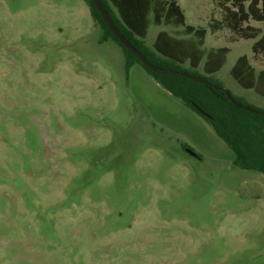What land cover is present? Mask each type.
Instances as JSON below:
<instances>
[{
  "label": "rangeland",
  "instance_id": "rangeland-1",
  "mask_svg": "<svg viewBox=\"0 0 264 264\" xmlns=\"http://www.w3.org/2000/svg\"><path fill=\"white\" fill-rule=\"evenodd\" d=\"M217 1L178 0L206 53L229 47L193 70L264 109L230 72L264 67L254 40L208 28ZM160 30L193 39L151 23L147 45ZM100 36L83 0H0V264H264V175Z\"/></svg>",
  "mask_w": 264,
  "mask_h": 264
},
{
  "label": "trees",
  "instance_id": "trees-1",
  "mask_svg": "<svg viewBox=\"0 0 264 264\" xmlns=\"http://www.w3.org/2000/svg\"><path fill=\"white\" fill-rule=\"evenodd\" d=\"M83 1L88 6L92 19L100 26L99 41L112 40L122 48L126 69L134 64L141 65L172 96L211 125L216 135L233 152L235 167L264 175V109L232 96L257 112L235 106L226 96L227 89L224 91L211 85L222 86L218 81L193 70L202 62V69L206 74L218 72L226 61L229 47L210 48L206 53L201 47L207 28L186 24L178 0H101L119 31L149 62L201 76L204 81L179 74L155 72L144 66L134 53L119 42L102 19L93 0ZM217 5L221 11L220 17L211 19L209 30L216 32L227 29L236 39L254 40L251 46L253 58L260 59L264 66V0H218ZM151 23L182 26L183 33L193 39L177 38L161 30L149 46L145 38ZM187 61L192 69L181 67ZM230 72L243 88L252 89L264 97V67L256 70L250 59L241 55Z\"/></svg>",
  "mask_w": 264,
  "mask_h": 264
},
{
  "label": "water",
  "instance_id": "water-1",
  "mask_svg": "<svg viewBox=\"0 0 264 264\" xmlns=\"http://www.w3.org/2000/svg\"><path fill=\"white\" fill-rule=\"evenodd\" d=\"M97 10L99 11L102 19L105 21V23L107 24L108 28L113 32V34L116 36V38L119 40V42L121 44H123L124 47H126L129 51H131L132 53H134L137 58L140 60V62L146 66L147 68L151 69L152 71L155 72H167V73H171V74H179L182 76H186L189 78H192L194 80L203 82L204 78L201 76H197V75H192L189 74L185 71H179V70H175V69H171V68H165V67H160L157 65L152 64L151 62H149L145 56L138 50L136 49L126 38L125 36L119 31V29L116 27V25L113 23L110 15L108 14V12L104 9L101 0H93ZM214 88H219L222 89L224 91H226V89L223 86L217 85V84H211ZM226 96L227 98L237 107L242 108V109H246V110H251V111H256L252 108H250L247 105H244L238 101H236L232 95L228 92H226ZM257 112V111H256Z\"/></svg>",
  "mask_w": 264,
  "mask_h": 264
},
{
  "label": "crops",
  "instance_id": "crops-1",
  "mask_svg": "<svg viewBox=\"0 0 264 264\" xmlns=\"http://www.w3.org/2000/svg\"><path fill=\"white\" fill-rule=\"evenodd\" d=\"M159 26H160V25H159ZM160 31H161V30H160ZM158 32H159V31H158ZM158 32H157V34H158ZM157 34H156V35H157ZM155 37H156V36H155ZM154 40H155V39H154ZM245 89H246V88H245ZM258 95H259V94H258ZM260 96H261V95H260ZM262 97H263V96H262Z\"/></svg>",
  "mask_w": 264,
  "mask_h": 264
}]
</instances>
